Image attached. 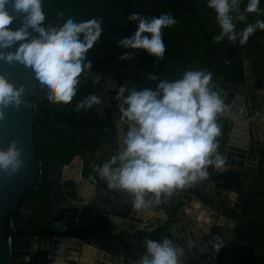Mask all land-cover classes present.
<instances>
[{
	"label": "clouds",
	"instance_id": "9594fccd",
	"mask_svg": "<svg viewBox=\"0 0 264 264\" xmlns=\"http://www.w3.org/2000/svg\"><path fill=\"white\" fill-rule=\"evenodd\" d=\"M242 3L207 0L221 29L214 42L227 39L243 46L257 30L264 31V19L237 31L235 19L246 21L245 14L264 15L261 0H247L243 11ZM57 18L64 22L45 24L44 0H0V61L30 70L49 104L69 106L81 83L91 75L93 65L86 63L87 54L101 38L103 21L92 18L77 22L72 17L65 19L62 11ZM128 19L138 27L130 37L118 41L120 47L133 50L120 59H132L134 50H144L157 61L164 60L167 49L163 30L178 23L175 17L134 13ZM16 21L20 27L13 28ZM148 79L158 81L155 90L127 85L118 88L115 99L120 118L116 125L122 144L110 160L95 169L110 189L127 193L137 210L147 209L153 201L159 203L162 195L170 197L195 186L209 177V167L219 169L224 164L217 137L218 117L226 106L212 88V71L186 70L178 79H161L160 75ZM99 82L100 77H94V83ZM26 91L25 85L17 87L8 75L0 73V121L6 118V109L31 106L25 99ZM101 103L99 96L91 94L77 104L76 110L88 111ZM18 144L12 139L6 150L0 149V170L9 176L27 167L24 149ZM144 244L146 251L138 264H183L186 260L184 249L170 239H145ZM224 246L225 241L217 236L213 248L218 253Z\"/></svg>",
	"mask_w": 264,
	"mask_h": 264
},
{
	"label": "water",
	"instance_id": "95a60500",
	"mask_svg": "<svg viewBox=\"0 0 264 264\" xmlns=\"http://www.w3.org/2000/svg\"><path fill=\"white\" fill-rule=\"evenodd\" d=\"M191 1L197 0H44V10L47 14L45 24H62L64 21L57 18V13L61 11L65 13V19L72 17L77 22L92 18L102 19L101 38L89 50L86 60V63L88 61L92 63L94 69L108 56L125 49L118 45V41L130 37L138 27L136 23L129 21L130 15L135 13L145 17H156L161 8L167 7L171 2H183L185 5ZM12 27H20V21H16ZM0 73L8 75L17 87L26 86L25 99L31 105L30 107L22 105L19 110L6 109V118L0 121V149L6 150L10 146V141L17 139L18 146L24 149L27 160V167L11 176L0 170V264H10L13 250L24 247L29 253H39V250L51 248L52 259L62 255L64 260L65 255L72 253V257L68 259L70 264H84L87 260L85 254L90 249L92 253H97L99 259L101 253L105 254L107 264H110L112 260L124 257V251L140 255L141 252L135 245L139 241V232H151L167 221H173L169 226V234L160 241L164 238L170 239L172 235L171 240L186 253L183 264H199L202 259L201 245L207 246L206 253H208L206 237L203 238L196 219L190 218L181 222L180 217L188 214L189 210L182 212L178 210L173 213L172 196L162 195L159 203L153 201L147 209L137 210L133 206L132 198L125 192L119 191L124 200L119 199L118 205H114L113 208L104 207L94 199L84 198L80 191V182L91 184L96 189L105 188L112 194H117V190L110 189L97 171H95L97 181L90 180L84 173L89 165L81 167L80 180L74 177L66 178L65 169L73 161L64 164L55 160L48 167L47 178L50 182L53 202L52 219L48 227L49 235L36 234L37 229H27L26 218L32 214V209L27 208L26 205L31 195L37 192L43 176L41 155L44 150L40 146L38 137V109L43 108V105L39 103L40 88L30 70L19 64L9 66L0 61ZM95 74L100 77L99 83H94ZM150 75L157 74L145 69H120L117 66L106 67L104 70H91L88 79L92 83L93 92L104 102L103 107L101 105L93 107L92 112L100 114L96 118L108 121V124L103 126L105 135L94 151L96 158L91 165L102 160L98 164L102 166L121 147V130L116 125L120 118L118 101L115 99L118 88L127 85L129 88L135 86L137 90L143 88L155 90L158 81L149 80ZM170 75L175 77L174 74ZM244 78L243 82H229L223 78L212 81L213 90L226 106L224 114L221 115L224 121L218 119L220 135L217 137L218 153L223 157L224 164L219 169L213 167L208 169L209 177L215 179H222L226 172L245 169L248 162L250 164L249 160L253 154L264 148V125L261 121V112L264 110V76L253 74L250 65L246 63ZM112 82L119 83V87L113 86ZM42 92L46 96V93ZM57 126L60 129L63 124L58 123ZM124 131H127L126 127ZM77 154L80 155L83 163L87 161L85 155L76 152ZM151 197L152 194H149L148 199ZM227 201L239 210L244 205L250 206L252 202L249 194L241 188L239 175L228 192ZM91 208L94 210L93 215H89ZM99 212L104 216H111L112 219L107 218L113 225L110 233L100 238L92 236L95 228L92 223ZM213 218L216 219L217 227L236 229L235 220L228 214L213 215ZM90 225L92 227L87 232L82 229L73 230L75 227L84 228ZM80 233L85 234L86 238L79 237ZM117 235L130 238V241L123 244V249L121 244L114 240ZM65 236L77 240L68 239V241ZM71 242L72 247H70ZM61 246H65V251L62 253L59 251ZM88 260L93 261V258Z\"/></svg>",
	"mask_w": 264,
	"mask_h": 264
},
{
	"label": "trees",
	"instance_id": "16d2710c",
	"mask_svg": "<svg viewBox=\"0 0 264 264\" xmlns=\"http://www.w3.org/2000/svg\"><path fill=\"white\" fill-rule=\"evenodd\" d=\"M247 0H243V5L241 7V11H243L244 6L246 5ZM260 7L264 9V0H261ZM170 14L175 17V19L178 21V23L175 26L169 27L167 29H164V34H168L172 31H183L185 33V36L188 40L187 45H182V43L177 44L176 47L172 48L168 45H166V49L168 57L170 58V61L168 64L166 62L160 61L156 62L151 66L154 70L158 72V74L163 76V73L166 72H173L176 75V79L180 78L184 71L186 70H197L198 64H202L204 59L207 57L206 54L200 53L197 49L201 46L202 38L198 40H193L192 35L195 31L201 32V29L203 27H206L211 29L210 32H213L214 36L218 35L221 31L220 26L218 23H213L210 21L208 13H211L213 17H215V12L212 9H209L207 7V0H197V1H191L186 7H181L179 2H171L169 4V7L163 6L161 10L157 13L156 17H158L161 14ZM247 16V20L244 21V23L241 25L240 22H238L236 19L234 20V23L236 24L237 31H240L243 29L247 23L255 22L257 19H264V15L257 16L255 14H245ZM264 36V31L257 30L254 35H252L247 44L241 46L239 42L237 41L236 44H232L227 39L224 41H221L225 45H232V48L228 49L225 54L227 56V60L229 61V73L228 76L231 80H236L238 82H243L245 80V64L246 60L252 65V71L255 75H262L264 72L262 70H259L258 65L256 64V57L260 56L262 52L261 42L260 38ZM216 43V42H215ZM114 58V54L108 56L103 63L108 64L110 63ZM261 62L264 59L261 57ZM163 67V72H160V69ZM234 77V78H232ZM82 98L79 97V101ZM38 112H41L39 109ZM85 114L86 111H84ZM218 119L223 120L224 118L219 116ZM89 125H91V137L94 139L91 140V147H90V156L87 158L86 165H89V167L84 170V173L90 178L92 181H97V177L95 175V169L97 168L98 164L100 163V160L95 163L94 165H91V163L94 161V151L96 150L97 145L102 140L103 136L105 135V132L103 130L102 124L106 125L108 124L107 120H87ZM43 125L39 128V132L44 131ZM111 132L113 133V127L111 126ZM51 150V146H48L46 148V153ZM43 158V176L39 183V186L37 188V192L35 194L31 195V198L29 202L27 203V208L32 209V214L27 218V222L29 225V228L31 229H37V234L41 235H49L48 227L50 225L51 219H52V211L51 207L53 205L52 197H51V191H50V182L47 178L48 173V165H49V159ZM237 173L235 171H229L223 174V182L220 184L221 188H227L233 186L235 184ZM188 192L191 191V188L185 189ZM199 193V192H198ZM32 200H34V203L32 204ZM205 201V200H204ZM246 214H249L250 216H253L257 219L264 220V212H261L256 207L247 206ZM174 212H177L178 210L174 208ZM254 218H250L249 224L247 223V220L241 219V222H239V237L238 239L241 240L246 236V234L250 236H255V242L253 243V246L251 247L250 256L247 258H241L240 260H237L235 264H264V228L262 227L260 234H258L256 231L258 230L256 228L257 220ZM16 223H18L15 220ZM173 221H167L164 225L157 227L156 229L152 230L151 232L147 231H140L139 232V241L136 244V246L139 248L141 254L140 255H134L131 252L125 251V264H137L136 262L139 261L141 256L145 253L146 248L144 241L145 239H152L156 241H160L164 235L166 230L169 229V226L172 224ZM108 218L102 216V215H96L95 220L93 221L92 225L95 224L94 231L92 232L94 237H102L108 235L112 229V224L109 223ZM92 225L86 227L87 230H90ZM254 225V227H252ZM248 228V229H247ZM261 228V226H260ZM255 229V230H254ZM84 238L86 237L85 234L82 235ZM114 240L122 243L126 240V237L123 235H117L114 237ZM225 247V246H224ZM223 247V249H224ZM220 253L219 256H221L222 249L218 252ZM46 256H43L42 253H37L32 256V261L30 262H20L16 263V257H13L10 264H39L40 261L44 259Z\"/></svg>",
	"mask_w": 264,
	"mask_h": 264
},
{
	"label": "flooded vegetation",
	"instance_id": "af4514ba",
	"mask_svg": "<svg viewBox=\"0 0 264 264\" xmlns=\"http://www.w3.org/2000/svg\"><path fill=\"white\" fill-rule=\"evenodd\" d=\"M179 3L181 7H186L189 4V2H187V4L185 5H183V2H179ZM208 16L211 22L217 23L215 17H213L211 13H208ZM210 31L211 29L208 30V28L203 27L201 29V32L195 31L194 34L192 35L193 40H198L201 38V36H203L201 46L197 50L200 53L207 55V57L204 59L202 64L200 63L197 65L198 68L211 70L213 73L212 81L223 78L229 82H238L234 79L231 80L230 79L231 77L229 78L228 76L229 61L227 60V56L225 52L228 49L232 48V45H225L222 42L215 43L214 42L215 36L213 32H210ZM163 41L165 45H168L172 48L176 47L177 44H180V43H182V45L184 46L188 44V40L183 31H178V32L172 31L168 34H164ZM128 51H133V50L124 49L122 51H119L114 54V58L110 63L105 64L101 62L94 69L104 70L106 67L111 68L113 66H117L120 69L139 68V69L154 71L156 72L157 75H159L156 70L151 68V66L155 64L156 62L161 63L160 61H157L154 57L148 55V53L144 50H134L135 55L132 59L121 60L120 57L125 52H128ZM167 51L168 50H166V53H165V59L162 61L168 64V62L170 61V58L168 57ZM159 69H160V72H163V67ZM170 74L175 75V73L173 72H166V73H163L162 79H169V80L176 79V75L173 78ZM42 91L43 90L40 89L39 103L43 105V108L40 109L41 112H38L39 128L41 127V125H43V127L45 128L44 131L41 133L39 132V128H38L39 143H40V146L44 150V153L41 155L42 165H43L42 157H44L45 159L48 158L49 164L55 160L62 161L64 164H70V162L73 161L75 166H76V163L81 164L82 159L80 155L78 154L76 155V152L82 153L88 158L90 156V153L85 152L82 146V142H84V144L86 145L87 150H90L91 140L94 139L91 137L92 127L91 125H89L87 120L89 119L96 120V121L103 120L100 118H96V117H99L100 114L93 113L92 111L94 108L86 111L87 114H85L84 111L76 110V106L81 100H83L88 95L94 94L92 83L90 82L89 79L82 82L80 87L78 88L76 97H74L72 104L69 106H64V105L57 106V105L49 104L46 96H44ZM79 97L82 98L80 101H79ZM58 123L63 124V127L59 129L57 126ZM102 126H105V125L102 124ZM48 146H51V150L48 151V153H46V148ZM79 169H81V167ZM173 206H174V203H173ZM27 229H31L29 228V225ZM78 229H82L85 232L89 231L86 229V227L73 228V230H78ZM82 235L83 233L78 234L79 237H83ZM52 237H54V235H52ZM23 252L24 250L14 249L12 259L13 257H16V263L30 262L32 261V256L34 254H37L36 252L34 253H29V252L23 253ZM40 253H42L43 256H46L45 254H47L48 252L41 251ZM22 255L27 256V259L20 260V257Z\"/></svg>",
	"mask_w": 264,
	"mask_h": 264
},
{
	"label": "crops",
	"instance_id": "0c3cea01",
	"mask_svg": "<svg viewBox=\"0 0 264 264\" xmlns=\"http://www.w3.org/2000/svg\"><path fill=\"white\" fill-rule=\"evenodd\" d=\"M260 42H261L262 52L260 56L256 57V64L258 65L259 70H262L264 72V59L261 62L262 59L261 57L264 58V36L260 38ZM245 60L246 63L250 65L252 70V65L248 62L247 59ZM260 76H264V74ZM261 121H262V125H264V110H262L261 112ZM85 152L91 153L90 150L87 149ZM95 158L96 157L94 155V159ZM249 161L250 164L248 162L247 167L245 169L235 170V172L237 171L236 173L237 175H239L241 188L247 194H249V196L252 199L251 205L259 209L261 212H264V148L258 150V153L256 152L255 154H253L251 160ZM100 162H102V160H100ZM84 165L86 164L83 163L82 160H81V164L76 163L77 166L76 173H78L79 168L83 167ZM222 182H223V177L222 179H215L213 177H208L206 180L202 182H198L195 186L191 187L192 189L191 191L188 192L187 190H178L176 193L172 195L171 198L174 203V206H172L173 210L174 208H176L177 210L179 209L180 212L184 210H189L188 214L180 217L182 219L181 222L187 221L190 218L196 219L198 225L202 230L203 238L206 237L207 245L211 252L210 254L203 253L201 256L202 261L200 260L198 262L199 264H235L237 260H240L241 258H247L251 255L250 250L251 247L253 246V243L255 242L254 239H251L253 236L246 234V236H244V238H242L241 240L238 239L239 237L238 228L241 219L247 221L251 217L256 219L258 225L261 226V228L258 227V231H259L257 232L258 234H260L262 227L264 228V220L262 221V219H257L253 216H250L249 214H246L247 211L245 210L247 209L246 205H244L243 208L239 210L236 209L232 204L228 203L227 195L229 190L232 189V185L231 187L221 188L220 184ZM101 189L106 190L105 188H101ZM118 192L119 190H117V194L116 193L114 194L118 195L120 199L124 200L123 198H121L122 197V195H120L121 193ZM126 195L128 194L126 193ZM198 212L199 213L201 212L203 214L201 218H198V214H199ZM221 213L228 214L229 216L232 217L233 220H235L236 229H231L228 227H217L216 219L213 218V215L219 216ZM96 215L104 216V214H102L101 212L97 213ZM104 217L111 218V216L109 215ZM252 227H254V225H252ZM166 234H169V229L166 230L165 235ZM217 236H219L221 239L225 241V247L224 249L222 248L221 256H219L220 253H217L216 250L213 248V243L215 242V238ZM65 237L67 238V240L68 239L77 240L76 238H72L70 236H65ZM171 239H172V235H170V240ZM127 241H130V238H126L124 242L120 243L122 249H123V244ZM52 243L53 242L51 241V245H53ZM35 245L37 246V243H35ZM200 249L203 250L204 252L206 248L200 247ZM21 250H24V252L27 251L26 247L21 248ZM262 250L264 252V247ZM41 251H47L48 252L47 254H49L47 257L48 262H46V264L57 263V258L52 259L53 256L51 254L53 252V249L50 248L49 250H41ZM24 255L20 257L21 258L20 260L27 259V256ZM136 263L138 264V262ZM62 264H70V263L63 262ZM112 264H125V253H124V257H122L120 261H116Z\"/></svg>",
	"mask_w": 264,
	"mask_h": 264
},
{
	"label": "bare ground",
	"instance_id": "6f19581e",
	"mask_svg": "<svg viewBox=\"0 0 264 264\" xmlns=\"http://www.w3.org/2000/svg\"><path fill=\"white\" fill-rule=\"evenodd\" d=\"M96 76H98V75L95 74L94 77H96ZM112 84H113V86L119 87V83L112 82ZM103 103L104 102L101 103L102 107L104 105ZM99 109H101V107H99ZM76 170H77V166H75V164L72 162L71 165H68L66 167L65 172H64V176L66 178H73L74 177V178L80 180V169L78 170V173H76L77 172ZM112 190H114V189H112ZM80 191L83 194L84 198H86L88 200L94 199L95 201L99 202L100 205L107 207V208H113L114 205H118V201L120 199L116 194L109 193L108 190L107 191L102 190L101 188L96 189V188H94L93 185L86 184L84 182H82V183L80 182ZM93 214H94V210H92V208L89 209V215H93ZM202 215L203 214L200 212L198 214V217L201 218ZM68 245H69V243H68ZM72 246H73V244L71 242L70 247H72ZM201 247L206 248L203 252V253H206L207 247L205 245H201ZM85 256H86L87 260L84 262V264H107L106 256L103 253L100 254V256H99L100 259H99L97 256V253H92L91 250L88 249ZM71 257H72V253H68L67 255H65L64 260H63L64 263H69L68 259H70ZM89 258H93V261L92 260L89 261L88 260Z\"/></svg>",
	"mask_w": 264,
	"mask_h": 264
},
{
	"label": "rangeland",
	"instance_id": "374dc122",
	"mask_svg": "<svg viewBox=\"0 0 264 264\" xmlns=\"http://www.w3.org/2000/svg\"><path fill=\"white\" fill-rule=\"evenodd\" d=\"M235 15V14H234ZM238 22H240V24L242 25L243 23H244V21H240L239 19H236ZM251 23H253V22H251ZM82 146H83V149L86 151V145L84 144V142H82ZM34 203V200H32V204ZM247 223L249 224V221H247ZM258 227H260V225H256V228L258 229ZM255 230V229H254ZM256 232H259L258 230L256 231ZM251 239H254L255 240V236H253ZM61 253L63 252V251H65V246H61V248H60V250H59ZM208 253L210 254V249L208 248ZM207 253V254H208ZM48 255L49 254H46V257L44 258V259H42L40 262H41V264H46V262H48ZM57 258V263L56 264H62L63 263V256H57L56 257ZM122 257H118V259L117 260H112L111 261V264L112 263H114V262H116V261H120V259H121ZM21 259V258H20Z\"/></svg>",
	"mask_w": 264,
	"mask_h": 264
},
{
	"label": "built area",
	"instance_id": "2783aa9c",
	"mask_svg": "<svg viewBox=\"0 0 264 264\" xmlns=\"http://www.w3.org/2000/svg\"><path fill=\"white\" fill-rule=\"evenodd\" d=\"M242 5H243V3H242ZM242 5H241V7H242Z\"/></svg>",
	"mask_w": 264,
	"mask_h": 264
}]
</instances>
